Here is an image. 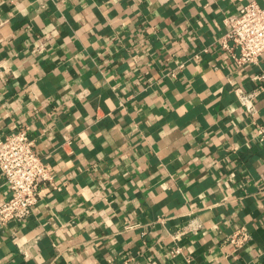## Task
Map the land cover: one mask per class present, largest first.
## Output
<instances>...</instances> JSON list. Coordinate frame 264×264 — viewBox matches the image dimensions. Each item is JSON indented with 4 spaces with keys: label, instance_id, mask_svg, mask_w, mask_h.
Instances as JSON below:
<instances>
[{
    "label": "crops",
    "instance_id": "1",
    "mask_svg": "<svg viewBox=\"0 0 264 264\" xmlns=\"http://www.w3.org/2000/svg\"><path fill=\"white\" fill-rule=\"evenodd\" d=\"M251 2L0 0V140L52 176L0 264H264V55L220 42Z\"/></svg>",
    "mask_w": 264,
    "mask_h": 264
},
{
    "label": "built area",
    "instance_id": "2",
    "mask_svg": "<svg viewBox=\"0 0 264 264\" xmlns=\"http://www.w3.org/2000/svg\"><path fill=\"white\" fill-rule=\"evenodd\" d=\"M226 23L229 30L220 40L222 48L231 53L239 65L256 64L264 55V5L251 2L229 17ZM236 94L246 111L255 114L254 101L259 92L247 93L238 89ZM0 173L11 192V197L0 205V224L28 219L41 197V188L51 182L52 176L27 130H18L0 140ZM249 240L245 228L229 238L236 249H242Z\"/></svg>",
    "mask_w": 264,
    "mask_h": 264
}]
</instances>
